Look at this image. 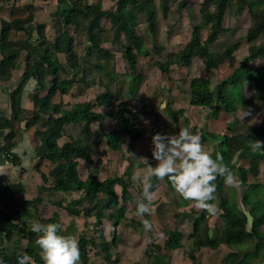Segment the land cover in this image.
<instances>
[{"label": "trees", "instance_id": "1", "mask_svg": "<svg viewBox=\"0 0 264 264\" xmlns=\"http://www.w3.org/2000/svg\"><path fill=\"white\" fill-rule=\"evenodd\" d=\"M42 1H56V7L51 14L53 23H55V38L52 42L47 37L46 25L34 24V10H36L34 5L26 6L30 14L25 18H15L9 22L2 21L1 23L0 52H4L5 56L0 61V73L6 74L7 77L11 75L12 71L19 68L20 60V55L17 52H7L17 51L28 44L32 29L38 32L35 39L37 44L32 45L35 48L26 55L28 67L23 75L22 83L11 94L12 116L10 118L0 117V130H9L4 137L5 141L1 151L6 157L17 163L18 159L12 153L16 145L17 131L11 127V123L22 119L23 122L25 121L26 131L34 132L40 142L36 148L38 162L35 169L41 172L44 162L49 161L53 166L49 172L52 185L48 188L41 187L37 198L25 201L23 206H17L15 210H9L8 207H5L7 205L0 208V264H17V258L24 254L31 257V264H44L41 250L35 244L39 234L32 232L31 227L37 221L42 224L59 223L62 226L60 213L57 211L48 219H43L40 216L39 207L44 204L42 196L44 191L49 192L50 201L57 208H64L71 216L94 218L96 227L102 226L105 219L114 222L115 227L121 221L127 220V204L134 203L136 198L131 190L133 184L129 179V169L121 176L114 174L102 181L97 170L90 171L86 180H82L79 174L80 159L87 163L99 164L101 161L100 158L98 159L99 152L97 151L104 144L108 150L117 152L123 149L124 135H127L131 141H135L139 136L140 131L134 116L132 99L124 98L115 109H110L107 113L95 110L97 107L102 108L112 104L111 98L114 93L109 90V86L105 93L96 97L95 102L79 103L70 110H64L60 104L54 103L53 99L58 93L69 95L75 86L85 83L86 75L91 70L89 66H93L96 71L105 72L111 82L115 80L107 67V63L114 58V54L103 47L105 43L103 34L106 32L103 22L106 19L110 23L109 29L113 33V42L119 46L128 64L130 71L128 77L133 79V87L130 88L129 94L133 95L136 92L135 82L142 79L137 74L138 56L149 55L136 28L139 25V16H143L148 24V32L152 34L157 32L158 9L155 7V0H114L116 9L110 10H105L100 3H90L89 0ZM188 1L183 0L180 3V9L188 8L189 18L193 23L191 39L179 52L170 53L166 62H157L156 66L162 73L169 76L171 67L180 65L189 67L193 60L198 58L202 60L205 71L209 74L228 62L233 72L222 80L217 93L213 91L212 80L208 75L195 77L188 81L187 90L184 89V92L190 100V106L203 109L213 108L215 114L220 111L234 114L240 108L250 111L253 100L248 98L244 92L246 82L256 83L253 94L254 101L256 103L264 101V76H256L250 67L252 62L264 57V39L259 42L261 37L264 38V9H254L257 3L264 5V0H204L201 4L200 15L204 23L210 26L209 34L205 40L202 37L203 27L196 23ZM213 6L214 11H212ZM161 8L166 17L169 12L167 0H162ZM245 10H249L251 15V26L247 31L248 56L236 67L234 49L231 46L226 47L223 54L212 53L209 47L219 40L221 33L226 31L223 25L226 15L232 12L233 15L239 16ZM79 31H84L91 43L84 59L80 58L76 51V33ZM13 32H22L26 37L13 40L11 38ZM122 36L123 39H121ZM36 52L39 56L36 55ZM62 73L67 77L64 78ZM48 77L50 78V88L45 96H41L40 92L45 89V80ZM32 80L37 83L30 96L33 109L30 115L25 117L26 109L22 107V97L25 87ZM228 87H230L229 94L227 93ZM183 113V110L171 111L170 115L177 121L179 115ZM108 118H111L117 127L122 125L123 129L116 127L113 131L107 132L105 124ZM186 122L189 123V120ZM93 123L99 124L100 131L91 145L85 146L81 139L75 137H69L62 144L59 142L60 136L66 132L68 125L82 124L80 126L82 130L89 132ZM233 125V123L229 125L232 135H221L202 130L200 136L205 150L213 158L217 153L222 154L224 163L228 167L242 160H249L248 167H239L238 172L247 187L244 191L243 202L250 208L253 225L250 226L245 210L239 207L235 197L231 199L235 195H232L230 191H235L237 194L238 190L228 187L224 178L218 177L215 181L217 185L215 196L220 200V216L224 224L211 237L212 229L207 220L209 214L202 210H194L193 231L190 234L193 245L188 254L193 264H200L196 261L194 254L196 251H200L202 248L219 250L223 246H229L233 250L224 260L229 264L264 262V202L255 198L258 194L263 195L264 193V178L263 181H259L260 166L264 161V148L253 151L251 147L252 141L264 142V118L257 128L251 129V132L247 134L236 132ZM190 131L192 132V130ZM157 133L165 135V131L162 129L154 128L152 130L149 140L152 148L149 151L150 156H152L154 148L152 137ZM41 174L45 176L42 172ZM166 182L172 187L167 178ZM152 183L155 191L158 188L159 180L154 178ZM0 184L3 190L0 193V201L10 198V202L14 203L20 188L5 182ZM116 187L121 188L120 196L116 192ZM248 190L253 192L249 193ZM75 193H79V197L71 200L57 197L60 194L74 195ZM137 197L139 201L142 197V187L137 190ZM137 202L132 211H135ZM154 205L156 204L152 206ZM147 216L145 215V218ZM133 223L143 225L142 222L133 221ZM76 230V226L70 223L66 229L62 228L59 234L70 235L72 231ZM98 233L100 242L95 238L79 236L81 254L79 263L90 264V248H95L97 252L104 253L109 264H119L120 260L117 258L113 260L111 254V247L118 245L119 238L114 237L110 243L105 238L103 229L98 228ZM182 237L183 233L178 229L168 231L163 246L158 245L157 252L148 255L147 264H171L170 257L166 258L161 251L163 248L169 251L183 248ZM5 241L12 242L14 248L7 249L4 246ZM23 241L27 242V246L21 253L16 249L22 245ZM249 244L251 247L255 245V252H248L244 257L241 251L244 248H251L248 246Z\"/></svg>", "mask_w": 264, "mask_h": 264}, {"label": "rangeland", "instance_id": "2", "mask_svg": "<svg viewBox=\"0 0 264 264\" xmlns=\"http://www.w3.org/2000/svg\"><path fill=\"white\" fill-rule=\"evenodd\" d=\"M182 1L183 0H167L169 12L165 17L161 8L162 0H155V7L158 9V20L157 32L154 34L148 32V24L145 22L143 16H139V25L136 30L149 55L138 56L137 74L140 75L142 79L135 82L136 92L133 95L129 94L130 88L133 87V79L128 77V73L130 72L128 64L123 57L119 46L113 42V33H111L109 29L110 23L109 20L106 19L103 22L104 28H106V32L103 34V38L105 39L103 47L114 54V58L107 63V67L109 73L113 75L112 78L114 77L115 80L111 82L105 72L96 71L93 69V66H89L91 70L86 75L85 83L75 86L69 95H61L58 93L54 97V103L60 104L64 110H70L74 109L77 104L82 102H95L96 97L105 93L109 86V90L114 93L111 98L113 105L111 104L110 106L102 108L97 107L95 110L103 113H107L110 109H115L124 98L132 99L134 116L136 118L138 129L140 130L139 136L136 137L135 141H131L127 135H124L125 143L123 149L117 152L108 150L104 144L102 148L97 151L99 152L98 159L100 158L101 161L99 164L87 163L80 159L79 174L82 180H86L89 172L93 170L99 172V178L102 181L114 174L123 175L127 169H129V179L133 181V175L137 172L146 171V163L151 165L150 161L153 160V157L149 154V140L154 128L163 129L166 135H177L181 128H188L189 130H192V132H195L194 134L198 135L199 133L201 134L202 130L210 131L212 133L215 132V134L232 135V131L229 128V125L232 123L234 124L233 127L236 129V132L246 134L251 132V129L257 128L261 124L264 118V101L256 103L253 99L256 86L255 82H246L244 84L245 94L248 98L253 100V106L250 111L246 108H240L234 114H227L225 111H220L218 114H215V109L213 108L195 109L190 106V100L184 92V89L187 90L188 81L195 77L208 75L212 80V89L217 93L218 86L222 80L227 78L233 72V69L229 66L228 62L209 74L205 71V66L202 60L198 58H195L192 65L189 67L185 65L171 67L169 76L162 73V71L156 66L157 62H166L170 53L179 52L191 39L193 23L189 18L188 8L180 9V3ZM89 2L100 3L105 10H110L112 8L116 9V3L114 0H89ZM203 2L204 0L188 1L189 8H191L196 23L203 27L202 37L205 40L209 34L210 26L204 23L203 18L200 15V8ZM31 3L38 4L36 5V10H34V24H45L47 28V37L49 41L52 42L55 38V23H53V17L51 14L56 7V1L43 2L42 0H21V4ZM254 9L263 10L264 5L262 3H257L255 4ZM212 11H214V6L212 7ZM28 14H30V11L27 10L25 6L24 10L20 13V17H25ZM223 25L226 31L220 34L218 41L210 45L209 50L212 53L223 54L225 48L231 46L234 49L233 55L236 58L237 67L248 56L249 43L247 41V31L251 26V15L249 10H245L244 13L239 16L233 15L232 12L230 14L228 13ZM21 35L22 39L26 37L24 33H21ZM37 36L38 32L35 29H32L31 36L27 41L29 42L28 45H26L27 49L31 50L35 48L32 45L37 44L35 41ZM76 37V51L80 58L84 59L91 43L84 31L77 32ZM121 39H123V36ZM263 39L264 38L261 37L259 42ZM36 55L39 56L37 52ZM250 67L254 70L256 76H264V57H260L252 62ZM62 76L64 78L67 77L64 73H62ZM49 81L50 78L48 77L45 80V89L40 92L41 96L47 94V91L50 88ZM227 90V93L229 94L230 87H228ZM179 110H183L184 113L179 115L178 120L175 121L170 113L171 111L176 112ZM186 120H189V123H187ZM105 125L108 132L117 127L111 118L107 119ZM80 126H82V124L68 125L66 132L60 136L59 142L62 144L69 139V137H75L81 139L85 146L91 145L100 131L99 124L93 123L90 126L89 132H84ZM117 128L123 129V126L120 125ZM35 141L38 146L40 143L39 139H35ZM105 149L106 151H104ZM140 158L147 159V162ZM95 160L97 159L95 158ZM244 166H248L247 161L242 160L229 167L239 181H241V187L236 188L238 190L237 194L235 191H230V193L235 195L231 199H234L235 197L239 207L246 212H249L250 208L243 202L244 191L247 187L242 182L240 173L238 172L239 167ZM260 167L261 175L259 181H263L264 162L261 163ZM52 168L53 166L49 161L44 162L41 167V172L45 176H42L41 172H38L42 178L41 186L48 188L52 185L49 175ZM164 180L166 181V178ZM163 184L168 186L165 182H162V185ZM141 187L142 185L139 182L133 181V187L131 188L136 199L138 198L137 190ZM116 191L120 196L121 188L117 187ZM248 192L250 193L253 191L248 190ZM31 193L33 195L37 193V191L32 189ZM42 196L44 198V204L39 207L40 216L43 219H48L54 214V212H59L63 229H66L70 223L76 226L77 230L72 231V234L70 235L74 236L77 240L79 236L84 235L88 238H95L100 242L98 228L103 229L104 236L110 243L113 241L114 237L117 236L119 238L118 245L116 247H111V254L113 255V260L116 258L120 260L119 264H147L149 259L148 255L152 252H157L156 247L158 244L155 242L158 241L159 245L163 246L166 234L168 231L174 229L182 230L184 234L181 239V244L184 242L185 245L182 244L183 249L179 252H177V250L169 251L163 248L161 251L162 254H164L166 258L170 257L171 259L176 256L179 260V264H193L188 256L192 248L188 247L187 242H191L190 234L193 226L192 219L190 218L191 216L193 218L194 214H190V216L184 215L180 217L179 220L177 216H173L170 221L163 223V221L158 218V213L154 212V214L149 216L153 225L152 231L145 232L142 228H135L133 221L136 222L138 217L135 214H132L133 212H130V210H127L126 213L129 218L126 216L127 220L121 221L117 227L114 226V222H111L108 219L103 220L102 226L96 227V220L94 218L86 219L83 216H71L64 208H57L51 203L48 191H44ZM57 197L59 199L66 198L67 200H71L79 197V193H75L74 195L60 194L57 195ZM162 197L163 191L161 190L159 191L157 198L162 199ZM255 198L264 202V193L263 195L258 194ZM181 202V205L185 207L187 201L182 199ZM219 202V198L216 197L213 203L218 206L219 211L216 215H210L207 220L209 223L210 221L216 223V227L219 225L221 228L224 222L220 216L221 209ZM24 203V200L18 201L20 206H23ZM135 203L136 201L127 207L133 208ZM154 203H157L160 207L156 209L157 211L163 210L162 200ZM7 207L9 208V206ZM192 208V210H195L194 207ZM197 210L199 211L200 209ZM159 221H161L160 227L159 225H156V222ZM219 227L214 231L217 232L220 229ZM161 233L163 235H161ZM4 246L9 250L14 248V244L10 241H5ZM26 246L27 242L23 241L22 245L16 250L23 253ZM248 246L251 247V244ZM250 250H255V245L252 246ZM96 252L97 250L95 248H90V264H109L104 257V253L101 251ZM210 253L211 250L209 248L207 250L197 251V253L195 252L196 261L200 264H215L209 255ZM224 264H228V261H225ZM256 264H264V262L259 261Z\"/></svg>", "mask_w": 264, "mask_h": 264}, {"label": "clouds", "instance_id": "3", "mask_svg": "<svg viewBox=\"0 0 264 264\" xmlns=\"http://www.w3.org/2000/svg\"><path fill=\"white\" fill-rule=\"evenodd\" d=\"M152 143V157L156 165L146 163V171L137 172L132 177L133 181L142 185V197L135 209L139 217L154 213L152 205L157 194L153 190V178H167L183 200L209 215H216L219 211L213 203L218 177H223L228 187H241V181L224 163L223 155L217 153L213 158L205 150L201 136L193 134L188 128L179 129L177 135L157 133L152 137ZM251 147L253 151L261 150L264 142L252 141ZM140 159L147 162L145 158ZM142 224L145 232L152 231L153 225L149 220L144 219ZM61 229L59 223L42 224L38 221L31 227L32 232L39 234L35 244L41 250L44 264H79L81 254L78 240L71 235L59 234ZM17 264H31V257L27 254L19 256Z\"/></svg>", "mask_w": 264, "mask_h": 264}, {"label": "crops", "instance_id": "4", "mask_svg": "<svg viewBox=\"0 0 264 264\" xmlns=\"http://www.w3.org/2000/svg\"><path fill=\"white\" fill-rule=\"evenodd\" d=\"M28 5H34L36 8V5H38V4H35V3L21 4V0H0V33H1V28H2V26H1L2 21L9 22L15 18H25L26 16L20 17L21 16L20 13H21V11L24 10V7L28 6ZM21 33L22 32H18V33L13 32L11 35V38L13 40L20 39L22 37ZM26 45H28V44H26ZM26 45L24 47H22L21 49H18L17 51L15 50V51H8L7 52V53L17 52L20 55V60H19V68L12 71V73L9 77H7L6 74L0 73V117L10 118L12 116L13 111H12L11 94L14 90H16L21 85L23 75H24V73L28 67V63L26 62V55L30 51V49H27ZM4 56H5V53L0 52V61L3 60ZM36 85H37V83L32 80L25 87L23 97H22V107L26 109V113L24 115L25 117H28L30 115L32 109H33V103H32L29 96H31V93L35 90ZM192 108H194V107H192ZM11 127L17 131V135L15 138L16 145L13 148L12 153L17 157L18 160H17V163L13 162L12 160H10L8 157H6L2 153L1 148H2V144L5 141L4 137L9 132V130H5V131L0 130V173H4V174H0V183L5 182L7 184L16 185L20 188V190L17 194V198L15 199L14 203L10 202V198H7V199L5 198L4 201H0V208H3V206L7 205V206H9V210H15V208L17 206H20L18 204L19 200L30 201V200L37 198L39 195L40 188L45 187V186H41L42 178L39 175L38 171L35 169V166L38 162L37 157H36L37 144H36L35 139L38 140V138L35 136L34 132L26 131L25 121L23 122L22 119H20L18 121H13L11 123ZM207 132L212 133L210 131H207ZM213 133H215V132H213ZM165 135H166V133H165ZM199 135H200V133H199ZM149 148L152 149L150 147V144H149ZM150 149H149V151H150ZM245 161H247V165H249V160H245ZM262 162H264V161H262ZM150 163L152 166H154V165H156L157 162L153 159L150 161ZM244 167L247 168L248 166H244ZM119 176H121V175H119ZM131 182L133 184L132 180H131ZM162 182L167 183L165 180H159V185H158V188L155 190V192L158 195L159 191L162 190L163 191V197H162V199L157 198L154 202H156V201L158 202V201L162 200L163 210H158V211L156 210L159 207L157 205V203H153L156 205L152 206L154 209V212L158 213L157 214L158 218L161 219L163 221V223H166L167 221H170L173 216H175V217L177 216L178 220H179V218L184 216V215H187V216H190V214L193 215L194 210H192L193 208L191 207L192 206L191 203L189 201H187V204H185V207H183L181 205L182 198L174 191V189L172 187H170L169 185L168 186H166L164 184L162 185ZM132 187H133V185H132ZM32 189H34V191L36 190L37 193L32 195V193H31ZM116 190H117V187H116ZM131 190H132V188H131ZM1 192H3V190H2V185L0 184V193ZM27 195H29V196H27ZM135 201L137 202L138 198L137 199L135 198ZM130 204H133V203H128L127 206ZM7 206H5V207H7ZM12 206H14V208ZM185 209H188V210H185ZM127 210H130V212H133L132 214H135V211H132V208H128ZM195 210H197V209L195 208ZM126 216H127V213H126ZM137 217L138 218H137L136 222H142L144 219H147L150 221L149 215L147 216V218H145V216H143V217L137 216ZM209 217H210V215L207 216V219ZM190 219H192V226H193L194 217L192 218V216H191ZM150 222H152V221H150ZM156 223H157L156 225H159V227L161 226V221L156 222ZM208 225L212 229L211 231L213 233L215 232L214 230L217 227H219V225H217V227H216V223H214L212 221H210V223L208 222ZM134 226H135V228H142L143 229V225H136L134 223ZM178 230H180V229H178ZM180 231L182 232V230H180ZM192 231H193V227H192L191 232ZM155 243L159 245L158 241H156ZM182 244L185 245L184 242H182ZM187 244H188L189 248H192L193 240L191 239V242L188 241ZM251 248L243 249L241 251L242 256H244L248 252H251V253L255 252L254 250H250ZM181 249H183V248H181ZM181 249H178L177 252L181 251ZM207 249L208 248H202L201 250H207ZM232 251L233 250L231 247L223 246L219 250H211V253L209 255H210L211 259H213L215 264H224L225 263L224 260L227 258V256ZM196 253H197V251H196ZM170 262H171V264H176L179 262V260L176 256H174L173 259L170 258ZM228 264H229V262H228Z\"/></svg>", "mask_w": 264, "mask_h": 264}, {"label": "water", "instance_id": "5", "mask_svg": "<svg viewBox=\"0 0 264 264\" xmlns=\"http://www.w3.org/2000/svg\"><path fill=\"white\" fill-rule=\"evenodd\" d=\"M246 216L248 217V221L249 224L252 226L253 225V218L252 215L249 212H245ZM214 235V233L212 231H210V236L212 237Z\"/></svg>", "mask_w": 264, "mask_h": 264}]
</instances>
